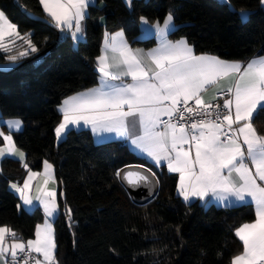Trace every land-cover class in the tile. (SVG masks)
<instances>
[{
    "label": "trees",
    "instance_id": "trees-1",
    "mask_svg": "<svg viewBox=\"0 0 264 264\" xmlns=\"http://www.w3.org/2000/svg\"><path fill=\"white\" fill-rule=\"evenodd\" d=\"M130 5L124 0L90 5L85 39L74 47L70 39L62 40V32L48 21L39 0H0L8 20L38 49L0 71V111L4 118L24 124L23 131L13 136L28 166L12 158L0 164V226L26 240L35 238L43 213L21 209L9 184L22 183L29 169L39 172L47 161L58 184L59 213L53 222L59 264H231L242 253L235 230L254 221L252 205L220 209L198 201L186 203L177 192V176L165 170L159 173L124 144H96L86 130H69L57 142L55 128L61 122L58 107L63 100L98 84L96 59L106 32L123 31L133 46L150 49L156 42L140 39V18L162 22L171 12L175 24L171 39H186L198 54L248 61L264 56V7L260 0H228V4L133 0ZM24 48L12 53L0 50V65L10 64L7 56ZM47 51L51 55L43 58ZM252 122L264 135V109ZM131 165L149 168L159 180L157 197L145 206L131 200L116 175Z\"/></svg>",
    "mask_w": 264,
    "mask_h": 264
},
{
    "label": "snow or ice",
    "instance_id": "snow-or-ice-1",
    "mask_svg": "<svg viewBox=\"0 0 264 264\" xmlns=\"http://www.w3.org/2000/svg\"><path fill=\"white\" fill-rule=\"evenodd\" d=\"M93 2L39 0L55 27L62 33H70L73 41L82 38V21ZM222 3L228 4V0ZM260 4L264 6V0ZM173 19L169 12L162 22L150 25L160 37V43L147 52L129 47L123 32L111 36L105 33L104 48L97 57L100 86L63 100L58 107L63 118L55 128L56 137L61 139L70 126H80L81 122L90 125L97 135L114 132L128 138L157 166L166 162L170 172L178 173V192L185 202L211 196L229 204H254V221L235 230L243 251L232 258L231 264H264V183H261L264 182V135L258 133L252 122L257 110L264 109V57L253 58L242 66L215 56L195 55L186 39L175 42L168 39L174 28ZM140 21L149 24L145 17ZM17 39L27 48L7 56L13 64L29 51L38 49L0 11V50L11 52L9 45H15ZM7 70L8 66L0 65V71ZM126 77L131 82H126ZM229 77L235 79L232 86L220 90L228 97L222 105L204 99L209 87ZM4 126L9 133L19 132L22 121H5L0 117V127ZM0 138L3 140L0 158L7 154L24 160V153L17 149L12 134L0 131ZM44 168L47 178L35 197L29 194L31 180L39 174L30 169L23 186L12 184L11 188L19 193L26 206L38 201L45 216L50 218L57 213L58 204L55 190L47 188L53 179L52 165L45 161ZM116 175L120 176L121 172ZM123 179L131 186L149 182L147 175L133 171L124 173ZM70 213L69 209V218ZM55 249L54 230L47 219L36 226L35 238L26 242L11 228L0 226L3 264H8L9 255L12 264H57Z\"/></svg>",
    "mask_w": 264,
    "mask_h": 264
},
{
    "label": "crops",
    "instance_id": "crops-1",
    "mask_svg": "<svg viewBox=\"0 0 264 264\" xmlns=\"http://www.w3.org/2000/svg\"><path fill=\"white\" fill-rule=\"evenodd\" d=\"M125 1V4L126 5H128V7H131V2L133 1V0H130V2H129V0H124ZM218 1H222V0H218ZM97 3V0H94V2L93 3H91L90 5H94V4H96ZM101 7H103L102 6V4L100 5ZM42 7V6H41ZM264 7V6H263ZM43 9V8H42ZM0 11H2L1 9H0ZM45 13V12H44ZM45 16H46V18L48 19V21H51V19L47 16V14L45 13ZM85 19H84V21H82V25H83V33H82V38L81 39H79V40H76V41H73L72 40V38H71V35H70V33H68V32H65V33H67L68 35H69V39L71 40V43H72V45L74 46V47H76L77 46V43L78 42H80V41H83L84 39H85ZM102 23H104V19L102 20ZM153 23H155V22H149V24L148 25H145V24H142L141 22H140V30H141V35H140V39H143V40H147V39H151V38H154L155 39V42H156V44L154 45V46H152L150 49H146V48H144V47H142V46H133L131 43H129L128 42V39H127V37H126V34L123 32V31H119V32H123V34H124V36H123V38H124V40H126L127 41V43H128V45H129V47H131L133 50H136V49H142V50H144L145 52H147V51H149V50H151V49H154V48H157L158 46H159V43H160V37L156 34V32H155V29H153V28H151L150 27V25L151 24H153ZM14 24V23H13ZM173 24H174V20H173ZM59 31H60V29H58ZM175 30V24H174V28L170 31V33L168 34V39L169 40H171V41H173V42H175V41H177V40H180V39H176V40H173V39H171L170 38V34L173 32ZM117 33V32H116ZM113 34H115V33H113ZM112 34V35H113ZM22 36V35H21ZM111 36V35H110ZM104 41H105V37L102 39V41H101V44H102V46H101V51H100V53H99V55H98V57L102 54V49L104 48ZM23 44V45H22ZM188 44H189V42H188ZM190 45V44H189ZM11 48H12V51L11 52H7V53H12L13 52V50H15V49H19V47H21V46H24L25 48H24V50L27 48V45L22 41V40H20V39H17L16 40V42H15V45H9ZM191 46V45H190ZM192 47V49H193V52H194V54L195 55H208V56H215V57H218V56H216V55H212V54H203V53H201V54H198V53H195V51H194V48H193V46H191ZM23 50V51H24ZM2 51V50H1ZM19 52H21V51H19ZM30 52V51H29ZM15 54H18V53H15ZM109 55H111V53H109ZM259 57H264V56H260V55H255V56H253L251 59H249L248 61H240L239 63L242 65V66H246L247 65V63L249 62V61H251L253 58H259ZM219 59H221L220 57H218ZM221 60H224V59H221ZM224 61H226V60H224ZM227 61H229V62H237V61H231V60H227ZM6 66H8L9 67V69L10 68H12L13 66H14V64L13 63H10V64H7ZM96 69H97V59H96ZM234 77H229V78H227V79H223V80H221L216 86H212V87H209V89H208V91L206 92V93H204L203 95H204V99L206 100V101H211L212 103H214V101L216 100V99H213V97H216V98H218V96L220 95V94H224L223 92H220V90L221 89H227L228 87H230V86H232V84L234 83ZM125 81L126 82H131V80H130V77H126L125 78ZM100 83H101V80H100V74H99V77H98V84L97 85H95L94 87H92V88H97V87H99L100 86ZM114 83H118V82H114ZM92 88H90V89H92ZM87 91V90H86ZM83 92H85V91H83ZM81 93V92H80ZM219 93V95H217ZM76 95V94H75ZM72 96H74V95H72ZM68 98V97H67ZM66 99V98H65ZM191 103V102H190ZM194 103V102H193ZM259 110V109H258ZM257 110V111H258ZM257 114V112L254 114V116ZM60 116H61V120H62V114L60 113ZM0 117H2L3 118V120H5V121H7V120H12V119H6V118H4L3 116H2V113H1V111H0ZM167 117H163V119H166ZM254 118V117H253ZM17 119V118H16ZM60 120V121H61ZM21 121V120H20ZM23 129H24V124L22 123V129L19 131V132H22L23 131ZM69 130H75V131H79V130H86V131H89V132H91V134L93 135V138H94V141H95V143L96 144H104L105 142H120V143H122V144H124L125 146H127V148L129 149V151H131L134 155H136V156H138V157H140L141 159H145L153 168H155V169H157V171L159 172V173H162L164 170L168 173V174H172V175H175V176H177V179H178V184H179V174L178 173H173V172H170L169 170H168V168H167V164H166V162H161V164L159 165V166H157L156 164H155V162L152 160V158L151 157H149L146 153H144V152H142L140 149H138L137 147H135L134 145H132L131 144V141L128 139V138H126V137H122V136H118L116 133H114V132H112V133H102V134H100V135H97L96 133H94L93 131H92V128H91V126L90 125H88V126H85V125H83V123L81 122V125L80 126H75V125H72V126H70V129ZM69 130H67L66 132H65V134H63V136L62 137H64V136H66V133L69 131ZM0 131H3L5 134H12V136L14 135V134H17V133H19V132H12V133H9V130H8V128L6 127V126H4V127H0ZM56 134V133H55ZM57 138V137H56ZM13 140H14V136H13ZM57 141H58V139H57ZM3 145H1L0 147H2ZM185 147H187V146H185ZM17 149H19L20 151H22L23 153H24V160L23 161H21L18 157H15V156H10V155H5L3 158H0V164H1V162H2V160H4L5 158H12V159H14V160H16V161H20L23 165L24 164H26V162H27V160H26V154H25V152L23 151V150H21L20 148H18L17 147ZM193 154H194V150H193ZM49 163V162H48ZM49 164H51V163H49ZM52 165V164H51ZM33 172V171H32ZM36 173H38L39 175H37V176H35V177H33L32 178V180H31V189H30V195L32 196V197H35L37 194H38V192H37V190L39 189V188H41V187H44V180L47 178L46 177V175H45V168H44V164H43V167H42V170L41 171H39V172H36ZM29 175V174H28ZM52 176H53V179L52 180H49V183H48V185H47V188L49 189V190H55V192H56V199H58V197H57V193H58V184H57V180H56V178H55V172H54V167H53V165H52ZM28 178V176L25 178V180ZM24 180V181H25ZM24 181L22 182V183H10L9 184V188H10V190L18 197V198H20V196H19V193H17V192H15V190L14 189H12L11 188V185L12 184H17V185H19V186H23V184H24ZM259 182V181H258ZM261 183H264V182H261ZM177 192H178V186H177ZM178 194H179V192H178ZM181 197V199L185 202V200L183 199V197L182 196H180ZM231 199H233V198H230V200ZM195 201H198V202H200V203H205L207 206L208 205H214V206H216L217 208H233V207H236V206H242V205H246V204H250V205H252L253 206V208H254V213H255V206H254V204H251V203H246V202H234L233 204H229L227 201H218V200H216V199H214L213 197H211V196H208V197H206L205 198V200H200L199 198H192L191 200H189L188 202H186V203H192V202H195ZM57 204H58V200H57ZM20 207H21V209H23V210H25V211H28V212H32V211H34L35 209H39V210H41L42 211V213H43V217H44V219H43V224H44V222H45V220L47 219L50 223H51V225H52V228H53V230H54V238H55V243H56V234H55V229H54V220L57 218V216H58V213H59V209H58V211H57V213L53 216V217H50V218H48V217H46L45 216V214H44V210H43V206L41 205V204H39V202L38 201H36V200H34V203H33V206H26V205H24L23 204V202H22V200L20 199ZM251 223V222H250ZM238 239V238H237ZM240 241V240H239ZM11 240H9L8 239V243H9V245L11 244ZM240 243H241V245H242V242L240 241ZM57 248V247H56ZM242 251H243V246H242ZM9 258H11L10 257V255L8 256V259ZM39 259H43L42 257H38ZM55 259H56V249H55ZM57 261V260H56ZM0 264H3V262L2 261H0ZM9 264V263H8ZM57 264H59L58 263V261H57Z\"/></svg>",
    "mask_w": 264,
    "mask_h": 264
},
{
    "label": "water",
    "instance_id": "water-1",
    "mask_svg": "<svg viewBox=\"0 0 264 264\" xmlns=\"http://www.w3.org/2000/svg\"><path fill=\"white\" fill-rule=\"evenodd\" d=\"M46 53L47 52H44V55H46ZM149 170L150 169L145 166L143 167L140 165H131L129 167L122 168V170L120 171L121 175L119 176V180L130 195L131 200H133V202L139 206H145V204L150 203L157 197L159 193V180H157L156 176L152 175L153 172ZM129 171L141 172L147 175L149 177V182H141L138 186L129 185L127 181L123 179L124 173Z\"/></svg>",
    "mask_w": 264,
    "mask_h": 264
},
{
    "label": "built area",
    "instance_id": "built-area-1",
    "mask_svg": "<svg viewBox=\"0 0 264 264\" xmlns=\"http://www.w3.org/2000/svg\"><path fill=\"white\" fill-rule=\"evenodd\" d=\"M61 38H62V40H63V39H69V35H68L67 33L63 32L62 35H61ZM50 55H51V51H47L46 55H44L43 58H47V57H49ZM34 65L37 66V65H38V62L35 63ZM225 98H228V97H227L226 95H224V94H220V95L218 96V98H216V100L214 101V103H220V104L222 105V104H223V99H225ZM191 103H193V102H191ZM221 111L224 112V111H226V110L221 109ZM166 119H167V118H166ZM234 127H235V126H234ZM16 235H17L18 238L22 239L24 242L27 241L23 236H20V235H18V234H16ZM9 240H11V238H9ZM33 256H36V254H33ZM8 263H9V264H12L11 258L8 259ZM30 264H31V262H30Z\"/></svg>",
    "mask_w": 264,
    "mask_h": 264
},
{
    "label": "rangeland",
    "instance_id": "rangeland-1",
    "mask_svg": "<svg viewBox=\"0 0 264 264\" xmlns=\"http://www.w3.org/2000/svg\"><path fill=\"white\" fill-rule=\"evenodd\" d=\"M242 17H243V19H246V17H247V13H244V15H242ZM64 138H65V136L62 137L61 139H59L57 142L62 141Z\"/></svg>",
    "mask_w": 264,
    "mask_h": 264
}]
</instances>
